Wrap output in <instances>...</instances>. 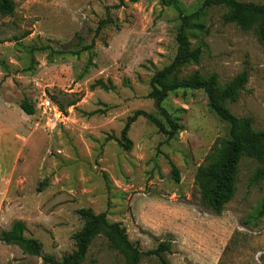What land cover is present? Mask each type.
<instances>
[{
	"label": "rangeland",
	"instance_id": "374dc122",
	"mask_svg": "<svg viewBox=\"0 0 264 264\" xmlns=\"http://www.w3.org/2000/svg\"><path fill=\"white\" fill-rule=\"evenodd\" d=\"M0 14V231L15 221L59 261L75 249L84 208L104 213L142 251L169 243L171 264H263L264 164L243 154L234 193L220 214L201 205L198 177L228 138V124L203 89L167 93L158 110L148 96L153 75L174 58L180 14L203 0H12ZM264 3V0H241ZM226 8H202L189 20L193 58L165 79L214 75L221 91L240 72L248 80L225 106L264 128V44L254 30L224 22ZM53 104L38 107L40 98ZM35 112L24 113L22 99ZM155 116L170 138L138 115L123 149L121 132L136 111ZM171 165L178 170L176 182ZM41 181L45 185L40 186ZM40 187L41 190H38ZM103 233L80 264H126ZM0 264H44L42 257L0 241ZM138 264H160L143 255Z\"/></svg>",
	"mask_w": 264,
	"mask_h": 264
},
{
	"label": "trees",
	"instance_id": "16d2710c",
	"mask_svg": "<svg viewBox=\"0 0 264 264\" xmlns=\"http://www.w3.org/2000/svg\"><path fill=\"white\" fill-rule=\"evenodd\" d=\"M123 1L120 0V2ZM129 1L136 2L137 0ZM211 6L225 7L224 22L235 23L242 30H254L259 40L264 44V3L241 0H203L200 8L195 12L180 14V26L176 34V54L168 65L153 75L151 91L148 96L155 100L160 113L166 116L167 113L161 103L168 92L178 88H201L207 95L210 111L228 124V138L222 139L220 146H214L212 153L216 157L214 159L212 157L204 170L206 180L197 175V183L201 192V205L215 214H220L224 203L230 200L234 193L237 164L240 157L245 154L264 164V128L255 130L252 127L253 120L251 117H236L225 106L226 102L233 103L237 101L240 92L247 83L248 74L245 70L240 72L224 89L218 92L215 90L214 75H210L206 80H199L196 76H193L182 81L175 79L169 83L165 81L168 75L196 58L189 50L187 35L190 26L189 20L202 8ZM13 11L14 2L12 0H0V14H11ZM19 107L28 115L35 112L34 105L25 98L20 101ZM138 115H143L152 121L159 132L166 134L168 138L172 137L179 129L178 125L169 118L167 119L170 127L167 129L155 116L144 111H136L125 123L121 132L119 144L123 149L130 148L131 142L126 136V130L130 122ZM171 173L177 182L179 175L174 165H171ZM261 173L264 175V171H261ZM43 185H45V181H41L40 186ZM38 190H41L40 187ZM76 213L85 218L84 226L72 235L75 249L59 261L51 255L42 254V243L36 238L24 235V224L21 221H15L8 230H1L0 241L16 245L25 253L42 257L44 264H80L93 237L97 233H103L112 248L126 255V264H138L143 255H154L158 258L160 264H171L164 255V252L169 250L167 241H161L155 248L142 251L128 240L123 228L117 223L108 222L104 213L94 214L84 208L78 209ZM263 213L264 195L259 214ZM262 261L264 264V254L262 255Z\"/></svg>",
	"mask_w": 264,
	"mask_h": 264
},
{
	"label": "built area",
	"instance_id": "2783aa9c",
	"mask_svg": "<svg viewBox=\"0 0 264 264\" xmlns=\"http://www.w3.org/2000/svg\"><path fill=\"white\" fill-rule=\"evenodd\" d=\"M54 103L47 97L40 98L39 102L37 103L38 107H42L43 109H49L53 106Z\"/></svg>",
	"mask_w": 264,
	"mask_h": 264
}]
</instances>
